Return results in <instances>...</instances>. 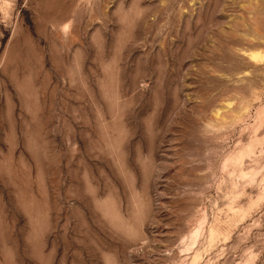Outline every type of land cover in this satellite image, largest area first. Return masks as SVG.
Wrapping results in <instances>:
<instances>
[{"label": "rangeland", "instance_id": "rangeland-1", "mask_svg": "<svg viewBox=\"0 0 264 264\" xmlns=\"http://www.w3.org/2000/svg\"><path fill=\"white\" fill-rule=\"evenodd\" d=\"M0 264H264V0H0Z\"/></svg>", "mask_w": 264, "mask_h": 264}]
</instances>
